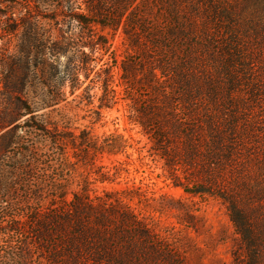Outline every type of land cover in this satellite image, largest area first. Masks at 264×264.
<instances>
[{
    "label": "trees",
    "instance_id": "trees-1",
    "mask_svg": "<svg viewBox=\"0 0 264 264\" xmlns=\"http://www.w3.org/2000/svg\"><path fill=\"white\" fill-rule=\"evenodd\" d=\"M52 10L51 19L68 27L51 29L34 17L30 32L33 77L50 90L37 99L25 81L21 84L20 116L27 117L18 153L29 162L20 161L17 168L24 193L38 203L10 227H0L17 238L12 257L20 256L27 235L46 264H158L164 256L172 261L124 190L90 196L84 186L67 200L53 172L54 165L65 163L62 154L50 151L62 136L36 120L32 105L53 106L66 99V82L75 90L83 82L80 74L87 79L90 73H104L99 107L118 98L129 101L128 118L150 139L173 185L218 199L226 208L237 236L234 264H264V135L252 130L249 112L264 86V0H60ZM97 26H122L124 38L138 48L120 62L122 91L111 85L106 62L95 70L93 55L110 48ZM5 27L12 33V26ZM71 49L78 59L73 57L56 78L59 57ZM81 134L77 145L85 155L89 149L94 156L114 155L126 147L120 135L89 142L86 132ZM45 142L50 143L46 150ZM40 164L47 167L40 173L48 180L46 207L39 193L41 176H35ZM95 167V180H109L102 165Z\"/></svg>",
    "mask_w": 264,
    "mask_h": 264
},
{
    "label": "rangeland",
    "instance_id": "rangeland-1",
    "mask_svg": "<svg viewBox=\"0 0 264 264\" xmlns=\"http://www.w3.org/2000/svg\"><path fill=\"white\" fill-rule=\"evenodd\" d=\"M58 2L60 0H0V227H10L17 216L30 212L38 203V198L24 193L25 188L20 181L21 168H17L20 161L24 164L29 162L28 157L21 159L18 153L21 146L19 136L26 126L23 120L27 117L20 116L23 110L19 100L25 99L21 91L23 81L28 93L38 94L37 99L50 90L39 84L37 76L33 77L31 61L34 53L30 32L34 17L40 18L41 26L51 29L54 26L68 27L66 23L58 25L55 19H51L52 9ZM5 26H12V33L7 34ZM96 31L108 39L110 48L106 53L99 49L93 55L97 62L95 70L106 62L111 66V85H115L116 91H122V87L117 85L120 62L124 56L137 53L138 48L124 38L122 26L116 30L97 26ZM85 51L89 52L88 49ZM73 57L77 60L79 55L72 49L59 57L56 78L67 69ZM99 57L101 60H98ZM142 72L140 68L138 73ZM79 78L83 82L77 89L70 87L69 82L62 88L65 100L50 107L32 105L36 120L62 136L57 147L50 151L55 157L57 153L62 154L65 159L62 166L54 165L56 170L53 172L59 174L57 182L63 185L59 188L65 192L66 199L69 200L72 193L81 191L84 186L90 196L101 194L103 190H124L131 207L158 234L161 243L166 246L165 251L169 250L172 256V261L164 256L158 264H234L232 250L237 236L224 205L213 197L187 194L181 187L173 185L162 160L153 153L150 139L137 123L128 118L129 101L118 98L115 103L99 107L104 73L99 76L90 73L87 79L82 73ZM260 90L259 98L252 102L249 112L253 117L252 130L262 138L263 85ZM14 124H18L19 128L14 129ZM82 131L86 132L89 142L96 138L101 140L108 134L120 135L126 141V147L123 152L114 155L94 156L91 149L85 155L77 145ZM45 143L44 150L50 146L49 142ZM251 144L255 145L256 141L252 140ZM95 165H102V170L108 171L109 180H95ZM39 168L42 170L35 176H41L40 173L47 167L40 164ZM52 169L45 172L50 173ZM38 180L39 193L45 196L41 204L46 207L50 205L48 180L44 176ZM10 237L0 231V264H46L27 235L22 236L26 245L20 256L12 257L14 253L11 252L18 241L14 235Z\"/></svg>",
    "mask_w": 264,
    "mask_h": 264
}]
</instances>
